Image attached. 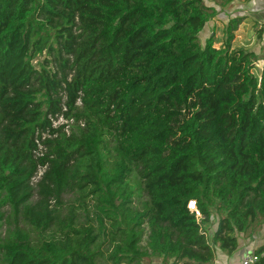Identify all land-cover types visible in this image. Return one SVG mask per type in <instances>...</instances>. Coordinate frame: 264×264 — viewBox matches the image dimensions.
I'll return each mask as SVG.
<instances>
[{"label":"trees","instance_id":"16d2710c","mask_svg":"<svg viewBox=\"0 0 264 264\" xmlns=\"http://www.w3.org/2000/svg\"><path fill=\"white\" fill-rule=\"evenodd\" d=\"M229 1L0 0V264H211L264 230V65L242 16L199 40Z\"/></svg>","mask_w":264,"mask_h":264},{"label":"rangeland","instance_id":"374dc122","mask_svg":"<svg viewBox=\"0 0 264 264\" xmlns=\"http://www.w3.org/2000/svg\"><path fill=\"white\" fill-rule=\"evenodd\" d=\"M206 3H208L206 1ZM219 8V7H218ZM216 17V16H215ZM230 19V18H229ZM228 19V20H229ZM211 21L213 22H207L205 26L203 27L202 31L199 33V40L201 44L203 45L206 38L209 37L212 33H214V43L215 46L218 47L221 43L224 42L225 38V28H226V23H222L219 20H216L213 18ZM239 26V25H238ZM238 29V27H237ZM235 33V31H234ZM238 45H241V41H238L237 36L234 38L232 41V46L237 48ZM243 48V47H242ZM264 65V58L263 59H256L255 61V67L253 69V73L256 76H260L262 68ZM63 119H59L55 124H61L63 123ZM220 217V214H218L215 209L212 210V219H211V225H205L203 227V232L206 234V237L208 241L210 242V238L216 228L217 221ZM263 225V224H262ZM264 230H257L253 232L249 238L244 236L242 233H235V235L238 238V247L236 250L229 252L225 251L223 249H220L219 247H216L214 249V259L211 264H242V260L246 254H249L250 251H252L254 248L257 246L261 245L264 243ZM153 259V258H152ZM162 260V258H160ZM160 259L154 258L152 264H163L161 263ZM167 263H171V259L165 260ZM149 264V263H147Z\"/></svg>","mask_w":264,"mask_h":264},{"label":"crops","instance_id":"0c3cea01","mask_svg":"<svg viewBox=\"0 0 264 264\" xmlns=\"http://www.w3.org/2000/svg\"><path fill=\"white\" fill-rule=\"evenodd\" d=\"M235 16L243 17L234 33L238 41H241L238 47L253 51L258 59H263L264 0H230L224 7L218 8L215 19L225 24L229 18Z\"/></svg>","mask_w":264,"mask_h":264},{"label":"built area","instance_id":"2783aa9c","mask_svg":"<svg viewBox=\"0 0 264 264\" xmlns=\"http://www.w3.org/2000/svg\"><path fill=\"white\" fill-rule=\"evenodd\" d=\"M188 208L190 210H194L195 211V214L197 216H199V212L196 210V207H195V202L194 201H189L188 203ZM257 259L256 255L254 254L253 251H250L249 254H246L242 260V264H251L253 263L255 260Z\"/></svg>","mask_w":264,"mask_h":264}]
</instances>
